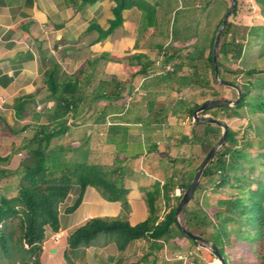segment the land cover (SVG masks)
I'll return each instance as SVG.
<instances>
[{"label": "trees", "instance_id": "obj_1", "mask_svg": "<svg viewBox=\"0 0 264 264\" xmlns=\"http://www.w3.org/2000/svg\"><path fill=\"white\" fill-rule=\"evenodd\" d=\"M91 1L94 0H72V3ZM114 1V17L109 20V26L106 29L95 26L98 31L95 43L103 41L122 26L123 11L132 7L141 11L135 48L141 47V40L151 29L167 40L154 43L156 52L140 51L124 56L125 80L120 81L116 76L100 80L93 91V99L114 100L122 106L129 99V93H126L128 86L136 76L143 77V90L164 88V91L149 93L145 98L148 110L146 131L160 132L157 139L161 140V130L165 129L172 139L176 138L178 145L198 143L208 153L221 136L220 126L193 122L188 130L185 125L181 127L179 122L175 124L171 119L177 117L179 111L184 113V117L192 118L196 108L208 100H230L222 93L224 88L231 89L236 98L234 89L217 81L212 55L215 34L231 0ZM240 2L236 0L232 15H237ZM254 2L263 22L248 27L228 19L217 47L219 78L238 86L241 97L236 105L214 106L201 112H211L215 118H243L246 124L238 129L228 127L226 141L205 168L191 197L194 205L189 206V201L180 213L186 228L214 242L226 264H264V66L258 60L240 64L246 44L252 37L260 39L256 43L261 45L260 58L264 57V0ZM159 55L161 61L156 64ZM94 62L95 59H88L73 78L63 82L56 77L58 70L50 69L46 81L47 105L42 112L29 114L28 106L33 102V94L18 97L14 102L16 117H30L34 123L24 125L26 128L32 126V133L23 144L24 151L15 170L7 173L0 166L1 262L40 264L47 230H58V204L73 184H78L81 191L70 208L72 210L80 203L87 186L96 188L108 201L128 199L130 189L122 181L106 174L102 165L90 161L88 141L82 145L63 141L70 128L68 115L77 113L82 105L80 80ZM165 65L170 69L164 70L162 67ZM165 89L175 93L177 98L169 102L158 101L157 97L164 94ZM185 90L198 91L203 98L197 101L180 96ZM197 126L202 127V132L197 131ZM5 127L10 129L9 133L18 132L17 127L7 122ZM151 145L148 151L158 152L162 165L164 156L171 159L167 152L158 151L156 142ZM253 149L257 151L256 157L251 156ZM7 159L0 157V164ZM171 161L166 169L174 167V170L166 174L163 181L156 180L150 186L139 188L147 208V217L142 222L132 224L120 217H93L68 236L65 258L68 259L70 250L87 246L99 235H106L115 240L120 250L138 238L148 239L149 250L139 261L128 264H153L155 260L151 261L149 257L155 259V253L164 244L184 249V253L191 251L188 254L191 260L187 264L212 261L213 254L199 245L204 242L183 234L174 221L180 197L199 166L191 167L192 163L188 162L189 169H177V160ZM246 165L254 173L253 179L245 177ZM13 174L18 176L16 193L10 195L7 180ZM206 179L213 181L212 188L216 191L234 189L236 193L226 198H215L213 205L210 199L199 204L197 191ZM176 189L180 194H175Z\"/></svg>", "mask_w": 264, "mask_h": 264}, {"label": "crops", "instance_id": "obj_2", "mask_svg": "<svg viewBox=\"0 0 264 264\" xmlns=\"http://www.w3.org/2000/svg\"><path fill=\"white\" fill-rule=\"evenodd\" d=\"M114 5V0L75 5L72 0H0V157H8L0 166L7 173L13 172L11 167H17L24 151L23 144L32 133V126L26 128L24 125L34 121L30 117H16V98L33 94L29 114L42 112L47 105L46 81L50 69L56 68V77L63 82L73 78L88 59H95L80 80L82 105L77 113L68 115L70 128L63 141L73 145L88 141L90 160L95 153L96 163L107 168L108 175L130 189L126 201H108L96 188L87 186L80 203L72 210L81 191L78 184H73L58 204L57 231L61 237L53 239L52 230H47L40 264H128L139 261L149 250L147 238H138L120 250L111 237L99 235L91 244L70 250L68 259L65 258L68 236L93 217H120L132 224L142 222L147 217V208L139 188L164 179V176L150 173L152 167L154 171L162 168L156 153L148 151L149 142L144 133L147 136L150 133L138 127L140 120L136 108L122 110L116 107L114 100L93 99V91L100 80L113 76L125 80L124 56L152 51L144 40L140 48L134 47L137 22L141 17L136 7L125 9L123 25L95 43L98 35L95 26L103 29L109 26V20L114 17ZM148 35L162 37L155 29L149 30ZM143 79L136 76L128 86L126 93L131 101L143 102L149 93L162 92V86L143 90ZM5 122L17 127L18 132L9 133ZM190 252L184 253V249L164 244L155 253V259L153 256L149 259L155 260L153 264H187L191 260Z\"/></svg>", "mask_w": 264, "mask_h": 264}, {"label": "rangeland", "instance_id": "obj_3", "mask_svg": "<svg viewBox=\"0 0 264 264\" xmlns=\"http://www.w3.org/2000/svg\"><path fill=\"white\" fill-rule=\"evenodd\" d=\"M226 2L228 0H225ZM228 19L234 20L236 23L241 24V26H255L258 24H261L262 21V17L259 14V8L258 5L254 2V0H241V2L239 3V10L237 12V15L234 16L232 14L229 15ZM146 42L147 45H149V47H151L152 51H149V53H153L156 52L157 49L154 47V43L157 42H165V40H167L164 37H157V36H148L145 39H142ZM260 40L259 38H255L252 37L250 38V40L247 42L242 59L240 61L241 65H245V64H251L254 61H259L260 65L264 66V57L260 58V50H261V45L257 44L256 41ZM154 49V50H153ZM161 61V55L158 56L157 60H156V64H159ZM238 63V62H237ZM168 67V68H167ZM164 70L170 69L169 65H165ZM107 79V78H106ZM240 79L242 80L243 78L240 77ZM232 88V87H230ZM234 89V88H232ZM235 90V89H234ZM164 91V88L163 90ZM236 91V90H235ZM185 93L181 94L180 96L184 95L183 97H187V98H194V100L200 101L203 97L199 94L198 91L195 92H190L185 90ZM222 93L224 94L225 97L229 98L230 100L235 99V94L231 89L228 88H224L222 90ZM237 94V92H236ZM177 95L171 91H167L165 89L164 94L159 95L157 97V100L160 102H169L173 99H176ZM132 104H136V106H133ZM146 100H144L143 102L140 100L139 102H135V101H131L130 98L128 100H126V102L120 106L117 105L116 107H119L122 110H130L133 107L136 108L137 111V117H138V127H145L146 124V119L148 116V110L146 108ZM199 115H205V116H212L211 112L207 113V114H202L201 112L199 113ZM264 117V115H262ZM214 117V116H212ZM220 119L224 120L228 126H230L232 129H238L239 127H243L246 124V121L243 120V118H238V117H233V118H221ZM171 122H174L175 124H177L179 122V124L181 125V127L183 125H185V127L189 130L193 124V117H184V113L183 112H178L177 117L173 116L171 119ZM198 132H202V127L201 126H197L196 127ZM222 131V129H221ZM161 132L163 133V138L161 140H158L157 135L160 132H156V133H150L148 136L146 133H144V137L148 140V144H147V148L152 147V143L153 141L156 142L157 145V149L159 152H167L169 154V157L171 159L177 160L176 161V168L177 169H189L190 166H187L188 162H191L192 166H199L201 164V162L203 161V159L205 158V156L207 155L206 150L198 143L195 144H182V145H178V142L176 140V138L172 139L171 136H169V131H166L165 129L161 130ZM161 133V134H162ZM155 157L160 161V155L158 152L155 151ZM252 157H256L257 156V151H255L253 149L252 153H251ZM90 159V157H89ZM96 154H92L91 156V162L96 163ZM171 159L168 160V158H166L164 156V164L162 165L161 163H159L160 167L162 169L158 170V171H154V168L152 167V169H150V173L154 174V176H160L163 177L166 174L171 173L174 170V167H170L169 169L166 167L168 165H171ZM154 160V159H153ZM181 160H184V162H182ZM153 162V161H152ZM151 162V163H152ZM98 164V163H97ZM15 166L11 167V171L15 170ZM104 172L107 174L108 170L107 168L103 169ZM137 171V170H136ZM153 171V172H152ZM139 172V170H138ZM244 175L246 178H251L253 179V175L254 173H252L249 168L244 169ZM17 175L13 174L7 181L9 182L8 184H10V187L7 188V191L10 195H15L16 193V180H17ZM256 182V181H255ZM254 182V184H255ZM212 183L213 181L211 179H206L202 182V188H200L197 193V197L199 198V204L202 203V201H204L205 199H210L212 205L214 204V200L215 198H226L231 196L232 194L236 193V190L234 189H220L218 191L214 190L212 188ZM175 194H180V190L176 189L175 190ZM194 204L190 201L189 202V206H193ZM181 257H183L184 255H180ZM233 257V256H232ZM212 262V261H211ZM0 264H11L10 262L4 260V261H0ZM13 264V263H12Z\"/></svg>", "mask_w": 264, "mask_h": 264}, {"label": "water", "instance_id": "obj_4", "mask_svg": "<svg viewBox=\"0 0 264 264\" xmlns=\"http://www.w3.org/2000/svg\"><path fill=\"white\" fill-rule=\"evenodd\" d=\"M235 4H236V0H231V5L228 8V10L225 12V14L222 18V21H221V23L218 27V30L215 34L212 55H213V61H214V67H215V76L217 78V81L219 83L225 85V86H230V87L234 88L237 92V96L235 99H232V100L212 99V100L205 101L202 104H200L196 108V110L194 111V113H193V121L194 122H204V123L215 124V125L220 126L222 131H221V136H220L219 140L210 148L207 155L205 156V158L203 159V161L201 162L199 167L196 169L191 182L189 183L188 187L184 190L183 194L180 197V200L177 204L175 214H174L175 224L180 229V231L193 240H200L201 242H204V243H199V245L207 248L213 254L214 258L217 260L216 262H212V263H208V264H226V260H225L224 256L218 251L214 242L206 240L205 238L198 236L197 234L193 233L188 228H186V226H184V224L182 223L181 218H180V213H181L182 209L186 206V204L191 200V197L193 196V193H194L196 187L198 186V184L201 180V177L204 173L205 168L207 167L209 162L213 159V157L217 153L218 149L226 141L227 130L229 127L228 124L220 118H215L212 116L199 115V113L202 112L203 110L207 109V108H211L214 106L236 105L238 103L240 97H241V90L239 89L238 86H236L232 82L224 81V80L219 78L217 63H216L218 42L220 40V37H221L222 31H223V28L226 24V21L228 20L229 15L231 14L232 10L234 9Z\"/></svg>", "mask_w": 264, "mask_h": 264}, {"label": "built area", "instance_id": "obj_5", "mask_svg": "<svg viewBox=\"0 0 264 264\" xmlns=\"http://www.w3.org/2000/svg\"><path fill=\"white\" fill-rule=\"evenodd\" d=\"M168 68V67H167ZM168 70V69H167ZM61 237V233L59 231H52L51 233V238L53 239H58ZM217 260L215 258H213V261L212 262H216ZM210 262V263H212Z\"/></svg>", "mask_w": 264, "mask_h": 264}]
</instances>
